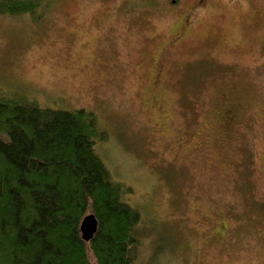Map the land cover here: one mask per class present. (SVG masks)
<instances>
[{"label":"rangeland","instance_id":"1","mask_svg":"<svg viewBox=\"0 0 264 264\" xmlns=\"http://www.w3.org/2000/svg\"><path fill=\"white\" fill-rule=\"evenodd\" d=\"M172 1L39 0L0 16V88L95 115L107 137L94 149L143 215L140 264H264V0L204 2L154 103L148 69L196 0ZM224 96L242 105L225 130Z\"/></svg>","mask_w":264,"mask_h":264},{"label":"trees","instance_id":"2","mask_svg":"<svg viewBox=\"0 0 264 264\" xmlns=\"http://www.w3.org/2000/svg\"><path fill=\"white\" fill-rule=\"evenodd\" d=\"M38 1L0 0V16L33 12ZM106 137L84 109L42 108L0 88V264H140L143 215L94 149ZM88 214L97 231L84 241Z\"/></svg>","mask_w":264,"mask_h":264},{"label":"flooded vegetation","instance_id":"3","mask_svg":"<svg viewBox=\"0 0 264 264\" xmlns=\"http://www.w3.org/2000/svg\"><path fill=\"white\" fill-rule=\"evenodd\" d=\"M172 1V0H170ZM208 0H196L192 6L194 9L193 15L185 14L181 15L179 17L178 23H176L174 26L170 27L167 31L168 34H163V42L164 46L163 49L160 50V53L157 55V57L153 58V64L149 67V83L147 88V94L149 95V99L151 102L156 103L157 95L161 91V88L163 86V80H162V74L165 70V74L168 71V63H166L165 69H161L162 61H164V55L165 59L167 58L169 60L170 52H174V49L181 43L185 42V39H187V35L189 33V28L192 26L193 22V16L196 11L199 9H202L204 6L203 3L207 2ZM173 4H176L174 1H172ZM247 3L249 6H251V0H247ZM179 4V3H178ZM174 9V8H173ZM190 12V11H189ZM174 22V21H172ZM129 24H132L128 21ZM114 56L116 55L115 50L110 51ZM167 60V61H168ZM221 105H222V111L221 117L219 121H221V125L223 129H228L233 123H236L239 113L237 107H241V103H238L236 100L230 99L226 96L224 98H221ZM225 115H224V114ZM221 230H224L222 228Z\"/></svg>","mask_w":264,"mask_h":264},{"label":"water","instance_id":"4","mask_svg":"<svg viewBox=\"0 0 264 264\" xmlns=\"http://www.w3.org/2000/svg\"><path fill=\"white\" fill-rule=\"evenodd\" d=\"M79 231L81 239L89 241L97 231V220L93 214H88L81 220Z\"/></svg>","mask_w":264,"mask_h":264}]
</instances>
